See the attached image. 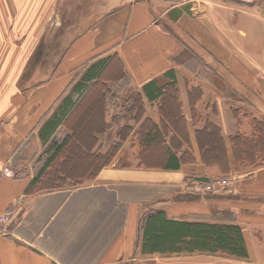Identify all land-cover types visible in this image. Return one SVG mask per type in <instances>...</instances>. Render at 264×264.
Segmentation results:
<instances>
[{
    "label": "crops",
    "instance_id": "1",
    "mask_svg": "<svg viewBox=\"0 0 264 264\" xmlns=\"http://www.w3.org/2000/svg\"><path fill=\"white\" fill-rule=\"evenodd\" d=\"M255 8L264 9V0H0V214L14 213L0 230V264H264V166L234 170L230 141L236 131L251 134L252 117L264 120V65L246 48L251 36L245 17ZM106 57L110 63L99 84L117 94L102 97L104 113L88 115L100 124L91 138L85 131L80 138L90 151L105 153L119 141L114 120L133 130L93 179L26 193L43 159L40 126L85 69ZM170 69L187 139L170 125L164 130L162 98L149 102L142 91L153 79L168 83L164 73ZM89 85L83 105L98 87ZM130 93L140 94L141 117L116 107ZM146 119L177 156L184 153L178 169L138 165L136 132ZM206 121L223 137L218 145L224 156L209 165L196 140ZM68 132L60 125L54 137ZM174 135L179 148L170 142ZM220 165L231 168L229 175ZM225 175L237 179L231 191L193 192L199 189L195 178ZM155 210L193 221L226 212L229 219L209 221L239 225L248 258L142 253L144 219Z\"/></svg>",
    "mask_w": 264,
    "mask_h": 264
},
{
    "label": "trees",
    "instance_id": "2",
    "mask_svg": "<svg viewBox=\"0 0 264 264\" xmlns=\"http://www.w3.org/2000/svg\"><path fill=\"white\" fill-rule=\"evenodd\" d=\"M109 63L110 60L106 57L90 64L40 126L38 135L43 150L39 159H43L36 175L26 188V193L76 186L81 180L93 179L102 167L111 162L120 145L128 138L133 127L127 121L122 126L119 124L120 120L117 119L114 123L119 126L117 132L119 141L113 143L105 153L90 151L89 147L83 146V140L77 135V131L81 130L85 131L89 138L92 137V129L96 130V120H92L91 126L89 124L91 118H88V115L97 113L98 116L100 110L102 112L101 100L104 95H109L110 92L113 95L117 94L116 90H111L107 86L103 90L102 85L99 84V79ZM164 77L168 78V83L159 85L158 79H153L143 85V94L149 102L162 98L159 110L162 117L166 119V122L163 121L164 130H167L170 125L181 139H187V135L183 133V131L187 133L183 130L186 122L181 113L177 92L173 88L176 83L173 70L166 71ZM92 82L98 83V87L94 89L92 100L83 105L81 102L90 92L89 83ZM119 104L116 107L124 115L132 116L134 111L135 116L141 117L144 113L139 93L123 96ZM97 123L100 124V121ZM204 123L203 129L196 131V140L202 161L209 165L211 161L224 156L220 153L218 145V142L223 141V137L220 128L214 123L210 121ZM60 125L69 132L61 140H56L54 133ZM251 125L250 135L246 136L236 131L230 138L234 155V170L237 172L249 167L264 166V120L252 117ZM136 139L139 145L137 154L139 166L156 165L171 170L179 168L184 153L177 156L167 145L158 126L152 121L146 119L141 124L136 132ZM92 140H94L92 143L94 146L97 138L93 136ZM170 142L173 148L180 147V140L177 136H172ZM122 164L127 165L125 161H122ZM220 169L227 175L231 170L230 167L225 168L223 165H220ZM195 180L206 184L212 179L202 176ZM141 250L142 253L199 251L248 258L244 236L239 225L227 222L171 219L163 210L151 211L146 215L142 228Z\"/></svg>",
    "mask_w": 264,
    "mask_h": 264
},
{
    "label": "rangeland",
    "instance_id": "3",
    "mask_svg": "<svg viewBox=\"0 0 264 264\" xmlns=\"http://www.w3.org/2000/svg\"><path fill=\"white\" fill-rule=\"evenodd\" d=\"M251 12H252L251 16L245 17L247 27L249 28V30H248L249 34H250L249 36H251L250 39H248V41H247L246 48L253 52L254 57L258 61V63H261L262 65H264V9L255 8ZM241 17L244 18V16H241ZM242 22H243V19H242ZM237 98H239V97H236V99ZM246 113H248V112H246ZM250 113H251V115L256 116V114H255L256 112L254 110L252 112L250 111ZM257 115H259V114H257ZM91 123H92V120L89 124H91ZM77 135L81 138H84L83 137L84 132H82L81 130L77 131ZM127 155L129 158L131 157L130 154H127ZM225 177H229V176H223V177H219V178H225ZM216 179H218V178H216ZM236 181H237V179H235L234 185L231 187V189H229V191H231L234 188V186L237 183ZM203 191L204 190L201 187H199L198 191L193 190L194 193L196 192L199 194H204V196H211L212 194H214V193H208V192L205 193V191L204 192ZM221 193L225 194V191H223ZM215 212H217V213H215ZM201 219H206L208 221L209 220L224 221L225 219H229V215L226 212H221V211L215 210V211H211L210 214L206 215L205 217H203ZM215 257H217V258H228V256L226 254H223V253L215 254ZM175 262L178 263L179 261L175 260L174 263L172 262V264H175ZM246 263H249V261H239V260L237 261V264H246ZM146 264H154V263L146 262Z\"/></svg>",
    "mask_w": 264,
    "mask_h": 264
},
{
    "label": "built area",
    "instance_id": "4",
    "mask_svg": "<svg viewBox=\"0 0 264 264\" xmlns=\"http://www.w3.org/2000/svg\"><path fill=\"white\" fill-rule=\"evenodd\" d=\"M181 2L187 3L192 0H180ZM235 178L233 176L213 179L206 184H202L199 181L195 182V185L201 187L205 192L209 193H221L223 191H229L231 187L234 185ZM14 218V213L12 211H6L3 214H0V230L5 225L11 223Z\"/></svg>",
    "mask_w": 264,
    "mask_h": 264
}]
</instances>
